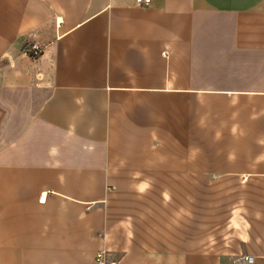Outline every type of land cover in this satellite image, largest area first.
<instances>
[{"label": "crops", "instance_id": "0c3cea01", "mask_svg": "<svg viewBox=\"0 0 264 264\" xmlns=\"http://www.w3.org/2000/svg\"><path fill=\"white\" fill-rule=\"evenodd\" d=\"M100 252L264 264V0H0V264Z\"/></svg>", "mask_w": 264, "mask_h": 264}, {"label": "built area", "instance_id": "2783aa9c", "mask_svg": "<svg viewBox=\"0 0 264 264\" xmlns=\"http://www.w3.org/2000/svg\"><path fill=\"white\" fill-rule=\"evenodd\" d=\"M135 1L141 5H150L152 0H135ZM24 52L29 57L36 58L41 54L42 47H41L40 43H38L37 41H31L25 45ZM164 54H165V52H164ZM47 194H48V191H42L40 194V197H39V201L44 202L46 200ZM244 258H245L246 263H250L253 261L252 256L247 255ZM96 261L100 264H115L114 262L113 263H106L105 259H104V253H102V252L97 253Z\"/></svg>", "mask_w": 264, "mask_h": 264}, {"label": "rangeland", "instance_id": "374dc122", "mask_svg": "<svg viewBox=\"0 0 264 264\" xmlns=\"http://www.w3.org/2000/svg\"><path fill=\"white\" fill-rule=\"evenodd\" d=\"M220 194H221V192L218 193L214 190H208L207 191V199H212L211 202H213L215 198H219L218 196H220ZM221 196H222V198H226V197L228 198L229 192L226 193L225 191H223ZM208 209H209V207H208Z\"/></svg>", "mask_w": 264, "mask_h": 264}]
</instances>
